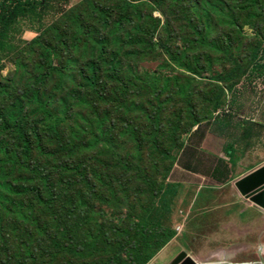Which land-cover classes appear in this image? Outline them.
<instances>
[{
    "label": "trees",
    "instance_id": "1",
    "mask_svg": "<svg viewBox=\"0 0 264 264\" xmlns=\"http://www.w3.org/2000/svg\"><path fill=\"white\" fill-rule=\"evenodd\" d=\"M248 72L264 0H0V264H149L176 234L175 150Z\"/></svg>",
    "mask_w": 264,
    "mask_h": 264
},
{
    "label": "rangeland",
    "instance_id": "2",
    "mask_svg": "<svg viewBox=\"0 0 264 264\" xmlns=\"http://www.w3.org/2000/svg\"><path fill=\"white\" fill-rule=\"evenodd\" d=\"M245 32L252 31L246 29ZM21 36L30 39L35 37V34L22 33ZM229 60L234 61V58H227L224 62ZM7 63L12 64L8 60ZM155 64L145 65L154 66ZM220 68L226 70L223 64ZM10 69L17 68L13 64L7 65L3 74L6 75ZM250 77L253 82L250 81ZM16 78L18 81L21 79ZM246 78L238 86L225 85L221 95L223 106L214 113L219 121L227 118L233 121L234 125L227 129L226 136L215 135L213 126L216 118L210 116L208 120H203L200 125H196L193 131L184 134V148L180 152L179 149L175 150L179 157L167 179L168 182L179 185V192L172 198V218L170 216L171 219L168 222L176 230V234L152 259L151 264H168L183 250L191 253L200 263H246L260 259L256 255H260V244L264 242V232L260 231L264 228L262 214L249 210L245 215L243 203L236 204L238 201H233L232 189L223 194L211 191L208 187L204 189L201 187L211 183L235 185L237 179L241 177L237 174L239 169L243 167L246 171L251 162L264 157L262 156L264 155V77L248 72ZM0 123L7 127L3 119ZM3 132V130L0 131V142L6 144L9 142V137L7 132ZM200 141H203L202 144H199ZM13 145L14 143L10 142V146ZM229 146H233L230 152H228ZM212 150H215L217 156L225 162H232V165L237 164L240 168L235 169L232 166L228 176L226 172L230 170L227 168L223 170L221 182L211 175L201 176L200 165L203 163L204 166V159L208 156L198 155H201L203 151ZM189 154L193 156L188 158ZM219 174L220 172L217 171L216 176ZM12 176L14 185L21 187L19 183L24 177V172L15 169ZM226 179L229 180L226 182ZM223 201L230 206L223 209L224 205L221 204ZM108 213L111 211L109 210ZM252 222L251 230L243 229L245 226L252 225ZM194 253L198 257H195Z\"/></svg>",
    "mask_w": 264,
    "mask_h": 264
},
{
    "label": "crops",
    "instance_id": "3",
    "mask_svg": "<svg viewBox=\"0 0 264 264\" xmlns=\"http://www.w3.org/2000/svg\"><path fill=\"white\" fill-rule=\"evenodd\" d=\"M202 142L203 141H200L199 144H202ZM207 149H212V148H207ZM208 153H211L213 155H211V154L209 155ZM216 153L217 152L215 150H212L210 152L203 151L201 153V155L200 154L198 155V156H208V157H206L204 159V162H205L204 166H203V163H202V165H200V174H201V176H203V175L214 176L215 178H217V180H219L221 182L222 181L221 180L222 179L221 173H222L223 170H225L226 168L228 170H230V172H226L227 176H228L231 173L232 166H234L235 169L236 168L239 169L240 167L237 164H233L232 165L231 164L232 162L231 163L225 162V160L219 158ZM192 154H194V153H192ZM192 154H189L188 158H190V156H193ZM262 156H264V155H262ZM199 159H201V158H199ZM209 159H210V162H209ZM231 159H234V158L231 157ZM263 164H264V157H261L258 161L255 160V162H251L250 166L246 168V171H245V169L243 167L241 169H239V172L237 174H238V176H241L240 178H242L243 176H245L246 174H248L249 172L253 171L254 169L258 168L259 166H261ZM217 171L220 172V174L218 176H216ZM240 178H238V179H240ZM228 180L229 179H226L225 181L227 182ZM211 184H205L204 186H201V187L203 189L205 187H208L209 189H211V191H214V192L216 191L217 193H223V194L228 193L230 191V189H232V193H231L232 195L231 196L234 197L233 201H238L236 204H240V203L242 204L243 203L244 208L246 210L244 212L245 215H246L247 212H249V210H254V212L261 213L262 217L264 218V210L261 209L258 205H256L252 201H250L247 198H245L241 194V192L239 191V189L237 188L236 185H232V184H217V183L216 184L211 183ZM221 204L224 205L223 209L228 208L230 206L229 203H226L224 201L221 202ZM252 227H253V222H252V225H250L248 227L245 226V228H243V229L251 230ZM260 231L264 232V228H262V230H260ZM260 246H261L260 255H256L260 259H258L256 262H263L264 263V242L261 243ZM190 255L192 257H194L191 253H190ZM194 255H195V257L196 256L198 257L197 254L194 253Z\"/></svg>",
    "mask_w": 264,
    "mask_h": 264
},
{
    "label": "water",
    "instance_id": "4",
    "mask_svg": "<svg viewBox=\"0 0 264 264\" xmlns=\"http://www.w3.org/2000/svg\"><path fill=\"white\" fill-rule=\"evenodd\" d=\"M241 194L264 210V164L249 172L235 183ZM168 264H208L200 263L188 251H181ZM221 264H264L263 262L229 263Z\"/></svg>",
    "mask_w": 264,
    "mask_h": 264
},
{
    "label": "clouds",
    "instance_id": "5",
    "mask_svg": "<svg viewBox=\"0 0 264 264\" xmlns=\"http://www.w3.org/2000/svg\"><path fill=\"white\" fill-rule=\"evenodd\" d=\"M155 15H156V16H158V15H159V13L157 12V13H155ZM246 29H249V30H251V31H252L250 34H252V33H253V30H252V29H251L249 26H248V27H246V28H245V30H246ZM186 251H187V250H186ZM159 253H160V252H159ZM189 254H190V253H189ZM196 260H197V259H196ZM151 261H152V260H151ZM151 261H150V262H151ZM150 262H149V264H150ZM221 263H224V262H220V263H219V262H218V263H208V264H221ZM229 263H230V262H229Z\"/></svg>",
    "mask_w": 264,
    "mask_h": 264
}]
</instances>
